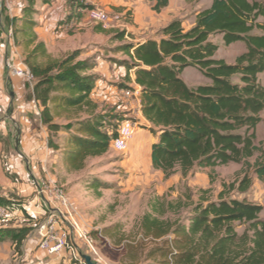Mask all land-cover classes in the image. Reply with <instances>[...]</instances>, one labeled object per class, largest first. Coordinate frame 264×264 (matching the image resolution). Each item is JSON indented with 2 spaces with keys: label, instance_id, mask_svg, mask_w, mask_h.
I'll list each match as a JSON object with an SVG mask.
<instances>
[{
  "label": "trees",
  "instance_id": "16d2710c",
  "mask_svg": "<svg viewBox=\"0 0 264 264\" xmlns=\"http://www.w3.org/2000/svg\"><path fill=\"white\" fill-rule=\"evenodd\" d=\"M149 1L157 13L170 3ZM32 3L29 0L24 9L25 17L33 11ZM34 25L32 19H26L23 34L25 45H33L26 61L36 78L37 98L47 113L48 103L67 109L88 108L87 118L67 124L69 129L76 125V129L62 158L69 170H80L88 158L109 152L120 122L110 128L106 126L108 119L95 112L98 107L92 95L98 77L93 70L97 63L92 59L77 61L76 51L42 64L39 57L48 56V51L44 42L37 41ZM255 29L261 33H253ZM160 33L159 38L118 47L131 59L126 63V81H131L133 70L134 81L141 88V110L150 123L148 129L158 135L151 148L153 167L167 178L178 171L186 176L195 167L230 162L248 166V159L260 152L254 169L264 181V147L255 142L256 128L264 120V85L259 81L264 72V3L212 0L197 14L191 28L174 19ZM215 34H222L226 45L244 42L247 50L235 63L216 58L219 46L211 40ZM115 39L123 41L125 31L118 32ZM187 67L197 68L211 82L189 86L182 78ZM235 76L239 81L233 79ZM251 183L245 174L238 190L246 192ZM7 203L0 197V204ZM181 205L168 203V208L178 211ZM262 210V205L246 199L220 195L218 200L203 198L193 203L187 223L146 214L142 227L154 238L174 234L173 248H159L166 249L163 255L169 259L165 264H264ZM155 211L164 213L162 203L155 204ZM237 223L247 224L243 233L238 232ZM29 231V227L0 229V240L11 237L20 244Z\"/></svg>",
  "mask_w": 264,
  "mask_h": 264
},
{
  "label": "rangeland",
  "instance_id": "374dc122",
  "mask_svg": "<svg viewBox=\"0 0 264 264\" xmlns=\"http://www.w3.org/2000/svg\"><path fill=\"white\" fill-rule=\"evenodd\" d=\"M259 1L264 3V0ZM2 2L3 0H1ZM58 2L63 6L72 4L78 7L75 9V13L71 14L72 16L66 17L65 30L64 28L59 29L57 25H48V29L43 33L45 35L43 41L47 51L50 52L48 56L39 57L42 64L62 60L78 51L77 61L92 59L96 62L101 58L127 68L126 63L131 59L124 52L118 50V47L123 43L115 39L116 31H113L119 23L114 22V24L111 21L104 25L86 19V16L82 15V9L86 5L79 0H33V11L29 16L34 20L40 15L43 9L39 6L42 3H47L50 6L52 3ZM209 2L210 0H174L172 8L165 9L162 14L168 13L167 17L181 20L183 26L189 29L195 22L196 13L207 8ZM28 4L29 0L27 6ZM145 4L152 8V3L148 0H145ZM43 13L44 18L50 17V15H46L45 11ZM155 13L158 16L157 12ZM137 27L138 25L135 26V28ZM130 28L132 29V27ZM22 30L18 31L16 40L22 57L26 59L28 56L24 45L26 37ZM132 30L135 31L130 33V36L133 34L143 37L136 29ZM155 32H153L154 35H157L161 30ZM253 33L260 34L261 31L255 29ZM211 40L219 46L215 57L224 59L228 63H235L237 56L247 50L245 43L241 41L226 45L222 34L213 35ZM182 78L191 87L211 82L194 67H187L182 73ZM233 79L239 81L238 76ZM259 81L264 85V72L259 74ZM120 85L125 90L128 89L125 81H121ZM127 99L129 102L134 100L131 97ZM96 104L98 108L95 112L108 119L106 126L112 128V125L129 118L138 122L137 132H140L141 128L148 131L152 139L155 136L148 129L150 123L139 118L137 109L128 112L105 101H98ZM51 109L55 124L50 126L55 129L59 128L58 130L62 132L60 136L53 133L56 138L54 139L55 145L58 148H64V154L76 129V125L69 129L67 124L69 122L76 124L79 119L87 118L89 116L88 108L83 106L82 108L67 109L52 105ZM262 116L264 118V112ZM116 117L121 119L117 121ZM137 132L134 136H137ZM256 134V144L264 147V120L258 124ZM156 137L158 138V135ZM60 139L62 141L59 143ZM259 156L260 152H256L249 158L248 166L243 162H230L212 168L195 167L186 176L178 171L167 178L162 171L147 166L144 155L141 156L140 161L139 159L133 161L129 148L126 152H119L111 146L109 152L104 155L88 158L82 169L67 170L63 176L73 182L76 180H79V183L91 181L98 185L96 189L88 185L83 190L88 201V204H84L89 210L87 219L92 222L95 228V231L89 233L94 238L96 249V252L90 251L89 254L93 262L96 264H165L164 260L169 259L163 255L166 249L159 248H173L174 234L170 233L160 238L145 234L142 227L143 217L146 214H151L152 216L158 215L162 220L187 223L193 203L203 198L218 200L220 195H224L227 198L246 199L248 202L262 205L263 210L260 217L264 219V181L258 178L254 169V164ZM9 159L5 166L6 169L15 166L18 158L12 161ZM245 174L251 178L252 183L246 192L241 193L238 190V185ZM158 202L164 206V213L161 215L155 211V204ZM177 202L182 204V207L178 211L169 210L168 203L176 204ZM9 224L10 222L3 223V225ZM246 227L245 223H237L239 233H243ZM84 248L86 251L85 244ZM57 260L54 259V261ZM78 264H84V260L80 259Z\"/></svg>",
  "mask_w": 264,
  "mask_h": 264
},
{
  "label": "crops",
  "instance_id": "0c3cea01",
  "mask_svg": "<svg viewBox=\"0 0 264 264\" xmlns=\"http://www.w3.org/2000/svg\"><path fill=\"white\" fill-rule=\"evenodd\" d=\"M94 2L107 10L110 15L120 16L119 24L113 31H116V34L125 31V39L120 41L121 43L138 44L149 38H159L158 34L161 33L154 35L155 31L159 32L175 19L167 17L168 13L162 14L165 9L172 8L174 0H170L169 5L157 13L158 16L151 6H146L145 0H94ZM27 3L28 0H3L0 7V197L6 199L8 203L21 202L37 215L34 217L27 212H21L9 225L0 226V229L30 228L20 244L11 237L0 240V264H78L80 263L79 257H75L68 249L54 254L43 250L40 247L41 238L36 231L38 221L45 218V204L36 193L37 184L41 185L48 180L53 182L57 188L63 189L70 205L76 211L80 226L87 233L95 231V228L87 219L89 210L84 204H88V201L83 190L85 186L91 185L96 189L98 185L96 186L91 181L79 183V180L73 182L64 178L63 174L69 169L62 162L64 148H58L55 145L54 139L56 138L53 135L57 133L60 136L62 132L58 130L59 128L55 129L50 126L55 124L52 104L48 103L50 110L47 113L45 104L35 94L36 80L32 83L27 82L24 78L14 75L8 67L10 64L19 70L30 69L27 58L22 57L16 40L18 31L24 29L26 25V19H32L24 15ZM211 3L210 0L209 6ZM40 5L39 7L43 10L33 20L36 21L33 31L37 36V41L44 42L43 33L48 29V25H57L59 29L64 28L65 30L66 17L75 11V7L72 4L63 6L60 2L52 3L50 6L47 3ZM91 7L93 6H89ZM44 11L46 15H50L48 19L44 18ZM82 15L90 20L87 6L82 9ZM137 25L138 27L135 28ZM130 27L140 32L143 37L133 34L130 36L129 34L135 31ZM25 47L29 55L33 45H25ZM96 63L93 73L98 78L95 92L92 95L93 100L105 101L128 112L135 109L137 103L141 102V89L134 81L133 70L131 81H126L127 68L124 66H118L101 58L97 59ZM121 81H125L132 91L138 89L133 102L128 101L129 96L125 94L126 90L120 85ZM137 115L148 122L141 108L137 111ZM157 139L156 135L152 139L148 131L140 128V132H137V136L133 137L129 145L132 160L139 159L140 161L141 156L144 155L146 165L155 169L151 160V148ZM61 141L62 139L59 143ZM8 158H10L9 161L18 158L16 165H13L11 169L5 168ZM76 242L79 245L77 254H90L88 248L84 251L83 241L77 239ZM54 259L58 260L54 261Z\"/></svg>",
  "mask_w": 264,
  "mask_h": 264
},
{
  "label": "built area",
  "instance_id": "2783aa9c",
  "mask_svg": "<svg viewBox=\"0 0 264 264\" xmlns=\"http://www.w3.org/2000/svg\"><path fill=\"white\" fill-rule=\"evenodd\" d=\"M79 1L87 6L90 20L96 23L107 25L111 21L114 23L120 20V16L117 14L110 15L107 10L96 5L94 0ZM89 6L93 7L89 8ZM8 67L14 75L24 78L27 82H35L36 78L30 69L19 70L13 68L10 64H8ZM125 94L135 99L138 94V89L133 91L127 89ZM141 107V102H138L135 109L139 110ZM137 127L138 122L132 119L126 118L121 120L117 127V134L112 141V147L119 152H126L137 132ZM36 193L45 204V218L44 220H39L36 227V231L41 238L40 247L50 254L68 249L75 257H79V259L84 260V264H87L82 254L76 253L79 248L76 241L77 239L83 241L89 251L96 252L94 238L80 226L76 217V211L70 205L65 191L57 188L53 182L46 180L41 185L37 184ZM21 212H27L34 217L37 215L36 212H31L21 202L12 201L7 204H0V225H3L4 222H12Z\"/></svg>",
  "mask_w": 264,
  "mask_h": 264
},
{
  "label": "water",
  "instance_id": "95a60500",
  "mask_svg": "<svg viewBox=\"0 0 264 264\" xmlns=\"http://www.w3.org/2000/svg\"><path fill=\"white\" fill-rule=\"evenodd\" d=\"M82 256L86 260L87 264H96L95 262H93L92 257L90 255L82 254Z\"/></svg>",
  "mask_w": 264,
  "mask_h": 264
}]
</instances>
